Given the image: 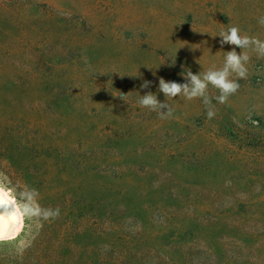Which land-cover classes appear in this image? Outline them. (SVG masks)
<instances>
[{
    "label": "rangeland",
    "instance_id": "obj_1",
    "mask_svg": "<svg viewBox=\"0 0 264 264\" xmlns=\"http://www.w3.org/2000/svg\"><path fill=\"white\" fill-rule=\"evenodd\" d=\"M10 2L18 9L16 22L37 19L36 56L55 87L50 98L62 103L48 107L47 93L24 103L25 116L41 122L37 143L50 142L59 162L77 161L81 171L70 179L85 185L93 174L86 178V166L98 151L88 148L91 134L69 136L68 130L95 126L106 145L93 180L128 173L148 179L150 195L134 202L144 212L117 223L132 238L123 251L130 264H264V58L249 52L248 77L226 103L209 86L212 119L200 98L169 99L174 111L165 119L137 103L149 91L166 100L161 77L186 83L184 72L219 68L233 48L239 54V47L220 44L218 34L230 26L264 40L258 23L264 0ZM146 80L151 84L142 88ZM14 175L0 163V189L20 214L16 237L0 241V264H17L39 227L37 200ZM98 246L96 253L107 252Z\"/></svg>",
    "mask_w": 264,
    "mask_h": 264
},
{
    "label": "trees",
    "instance_id": "obj_2",
    "mask_svg": "<svg viewBox=\"0 0 264 264\" xmlns=\"http://www.w3.org/2000/svg\"><path fill=\"white\" fill-rule=\"evenodd\" d=\"M26 6L38 8L27 3ZM28 8L24 10L29 12ZM18 14L10 0H0V163L14 172L13 178L33 194L39 205V227L17 264H120L121 258H127L126 263L130 264L132 256L123 251L132 238L117 223L123 217L135 219L144 212L136 198L150 195L148 179L128 173L119 177L103 174L93 180L103 163L99 165L98 160L105 157L101 148L106 145L103 130L95 126L80 125L68 130L69 136L91 134L88 148L91 152L98 151V156L86 166V178L93 174L91 180H85V185L74 177L70 179L71 172L81 171L77 161H70L69 168V164L54 158L50 142L46 147L37 143V127H41V122L25 116L22 107L26 102L35 104L43 93L50 98L55 87L45 79L46 69L39 62L40 54L36 56L37 19L28 21L24 17L16 22ZM14 38L18 44L12 45L10 41ZM55 102V98H50L47 106ZM58 104L61 106V101ZM121 184L133 188L124 191L117 187ZM94 222H99L101 228L94 229ZM99 244L105 245L106 253L100 255L94 251Z\"/></svg>",
    "mask_w": 264,
    "mask_h": 264
},
{
    "label": "clouds",
    "instance_id": "obj_3",
    "mask_svg": "<svg viewBox=\"0 0 264 264\" xmlns=\"http://www.w3.org/2000/svg\"><path fill=\"white\" fill-rule=\"evenodd\" d=\"M258 23L264 26V16L258 18ZM218 35L222 37L220 40L221 46L229 44L239 47L242 51L239 54L235 48L227 51L223 64L219 68L213 66L207 71L199 72L198 74H194L191 70L184 72L186 83L166 81L161 77L159 79V91L164 94L166 100L161 102L156 94L149 91L145 95H140L137 101L139 106L157 112L161 119H165L171 118L174 111L167 102L169 99H174L177 96L183 97L188 101L200 98L207 109V118L212 119L216 113L209 96V86L218 90L219 95L215 99L221 104L226 103L231 96L238 92L241 86L238 81L248 77L249 52H255L259 57L264 58V40L242 33L239 26H230ZM150 84L151 81L146 80L141 87L148 88ZM121 94L120 97L126 101L127 94ZM163 109L167 110L162 111Z\"/></svg>",
    "mask_w": 264,
    "mask_h": 264
},
{
    "label": "bare ground",
    "instance_id": "obj_4",
    "mask_svg": "<svg viewBox=\"0 0 264 264\" xmlns=\"http://www.w3.org/2000/svg\"><path fill=\"white\" fill-rule=\"evenodd\" d=\"M0 238L9 239L16 235L19 226V216L13 200L3 190L0 189Z\"/></svg>",
    "mask_w": 264,
    "mask_h": 264
},
{
    "label": "water",
    "instance_id": "obj_5",
    "mask_svg": "<svg viewBox=\"0 0 264 264\" xmlns=\"http://www.w3.org/2000/svg\"><path fill=\"white\" fill-rule=\"evenodd\" d=\"M15 237H16V235H14L13 237H11V238H9V239H2V238H0V241L10 240V239H13V238H15Z\"/></svg>",
    "mask_w": 264,
    "mask_h": 264
},
{
    "label": "snow or ice",
    "instance_id": "obj_6",
    "mask_svg": "<svg viewBox=\"0 0 264 264\" xmlns=\"http://www.w3.org/2000/svg\"><path fill=\"white\" fill-rule=\"evenodd\" d=\"M3 201H2V197H0V203H2Z\"/></svg>",
    "mask_w": 264,
    "mask_h": 264
}]
</instances>
